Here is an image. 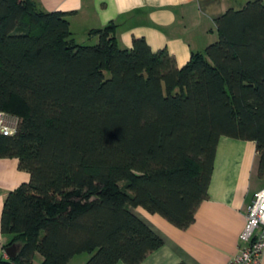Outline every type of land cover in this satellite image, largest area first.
<instances>
[{"label": "trees", "instance_id": "1", "mask_svg": "<svg viewBox=\"0 0 264 264\" xmlns=\"http://www.w3.org/2000/svg\"><path fill=\"white\" fill-rule=\"evenodd\" d=\"M216 26L181 68L143 38L121 49L114 24L81 45L63 12L0 0V111L19 119L0 159L31 177L5 201L21 250L0 264H141L163 240L131 209L191 225L223 137L255 142L264 177V0Z\"/></svg>", "mask_w": 264, "mask_h": 264}, {"label": "crops", "instance_id": "2", "mask_svg": "<svg viewBox=\"0 0 264 264\" xmlns=\"http://www.w3.org/2000/svg\"><path fill=\"white\" fill-rule=\"evenodd\" d=\"M234 1L34 0L44 12L66 14L72 38L78 44L96 45L99 36L92 32L114 24L121 49H130L135 39L143 38L152 51L167 50L181 68L194 53H204L218 40L216 21L236 8ZM30 178L18 159H0V262L9 261L6 246L14 238L1 228L5 201ZM263 189L256 143L221 138L209 197L200 204L191 225L180 229L143 208L131 209L163 240V246L141 264H229L245 246L240 236L247 224L248 208L254 195ZM42 261L40 255L34 257V264Z\"/></svg>", "mask_w": 264, "mask_h": 264}, {"label": "built area", "instance_id": "3", "mask_svg": "<svg viewBox=\"0 0 264 264\" xmlns=\"http://www.w3.org/2000/svg\"><path fill=\"white\" fill-rule=\"evenodd\" d=\"M19 119L0 111V133L15 135ZM245 246L229 264H262L264 254V189L257 192L248 208L247 224L240 236Z\"/></svg>", "mask_w": 264, "mask_h": 264}, {"label": "rangeland", "instance_id": "4", "mask_svg": "<svg viewBox=\"0 0 264 264\" xmlns=\"http://www.w3.org/2000/svg\"><path fill=\"white\" fill-rule=\"evenodd\" d=\"M248 1H251V0H236V1H234V4H235V9H242V7H244L245 6V4L248 2ZM125 185H126V183H122L121 184V187L122 188H125ZM88 259L89 258V256L88 255H80V256H77V257H75L73 260H72V262L70 263V264H78L79 262H81V261H84L85 259ZM37 262V261H36ZM35 264H38V263H35Z\"/></svg>", "mask_w": 264, "mask_h": 264}, {"label": "water", "instance_id": "5", "mask_svg": "<svg viewBox=\"0 0 264 264\" xmlns=\"http://www.w3.org/2000/svg\"><path fill=\"white\" fill-rule=\"evenodd\" d=\"M20 250L21 245L13 244L6 249V254L10 259H15Z\"/></svg>", "mask_w": 264, "mask_h": 264}]
</instances>
